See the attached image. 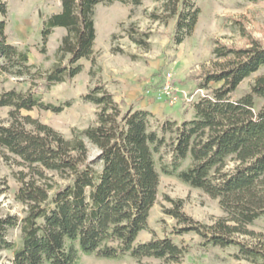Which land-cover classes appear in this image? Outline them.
Segmentation results:
<instances>
[{
	"label": "trees",
	"instance_id": "trees-1",
	"mask_svg": "<svg viewBox=\"0 0 264 264\" xmlns=\"http://www.w3.org/2000/svg\"><path fill=\"white\" fill-rule=\"evenodd\" d=\"M153 1L162 5L160 14L149 15L153 22L176 21L175 46L192 36L200 15L197 0ZM59 2L60 12L39 15L42 55H47L55 30H66L57 63L43 71L30 63L27 48L9 42L8 5L0 0V87L8 78L30 85L27 91L0 94V108H11L8 123L0 125V161L12 157L23 167L15 175L20 184L15 198L26 208L22 219L0 211V252L13 255L4 264H80L81 255H129L139 264L146 258L182 264L187 250L170 238L136 243L149 231L160 174L202 190L218 200L225 214L213 225H204L184 212L183 200L168 199L172 207L165 214L177 221V235L195 234L204 247H234L238 259L264 263L262 245H244L238 239L253 236L248 227L264 219V104L255 108L257 99L264 101V74L247 94L233 99L241 83L264 68V44L250 39L247 48L216 47L212 69L196 78V91L206 94L192 105V117L182 122H160L149 111L118 103L100 82L82 97L98 107L95 123L74 130L67 139L22 112L60 114L70 108L71 101L54 105L42 96L77 77L83 71L82 60L91 62L90 76L97 75L96 8L116 3L139 7L144 0ZM128 36L138 47L149 46L151 35L140 33L135 25ZM113 51L125 54L122 49ZM86 141L99 152L93 160ZM16 228L21 230L19 246L7 239Z\"/></svg>",
	"mask_w": 264,
	"mask_h": 264
},
{
	"label": "rangeland",
	"instance_id": "rangeland-1",
	"mask_svg": "<svg viewBox=\"0 0 264 264\" xmlns=\"http://www.w3.org/2000/svg\"><path fill=\"white\" fill-rule=\"evenodd\" d=\"M8 5L7 36L11 44L21 49L29 50L31 64L40 66L43 71L51 70L57 63V50L62 39L60 30L55 31L47 45V55L40 53V31L42 28L39 19L40 13L51 15L61 7L59 0H3ZM200 15L197 26L191 37L181 45L175 46L173 37L176 21L167 24L153 22L149 15L161 13L162 5L153 0H144L139 7L123 4L111 6L100 5L96 8L95 22L97 31V44L95 51L97 75L91 77L87 66L88 60H82L83 71L70 82L58 84L50 93L42 96L46 103L58 105L71 101L72 106L60 114L33 110L22 112L23 116H31L41 123L52 127L70 139L74 130H84L94 124L97 119L98 107L85 103L82 97L100 83L102 64L111 59H117L119 64L125 62L138 72L144 90L152 87L162 80L164 73H173L176 85L197 101L203 93L196 92V78L205 71L212 69L217 61L214 57L216 47L234 49L247 48L249 40L255 39L264 44V0L252 2L250 0H197ZM131 25L140 33H149L147 48L138 47L128 36ZM122 49L125 54H117L113 50ZM91 70V68H90ZM264 74V68L246 79L233 95L237 100L247 94L254 80ZM30 85L13 78L6 79L0 87L3 91L15 89L27 91ZM264 104L257 99L255 108L258 110ZM123 106V110H126ZM172 109L180 112L173 116L177 122L179 118H187L192 105L178 104ZM11 108H0V125L7 124ZM173 120V119H172ZM160 121V120H159ZM161 122V121H160ZM89 149V159L93 160L98 155V150L86 141ZM158 158V157H157ZM15 158L10 161H0V211L4 216H17L22 219L25 215V206L19 203L15 195L20 187L16 180V173L23 170ZM188 162L185 164L187 165ZM232 165V164H231ZM159 168V166H158ZM168 199L184 201V212L195 221L204 225H213L220 218L225 217L219 206L218 200L206 195L202 190L185 185L175 177L160 174V186L157 202L151 210L149 218V231L142 232L136 243H145L153 239L170 238L173 242L186 249L182 264H264L254 263L245 259H238L237 248L225 249L217 247H204L202 239L195 234L177 235L179 225L175 219L165 214L166 209L172 207ZM253 236H238L244 245H262L264 250V219L258 220L248 227ZM7 239L19 246L21 243V230L11 229ZM12 253L0 252V264L9 263ZM154 259H143L141 264H158ZM80 264H139L131 256L122 259L99 258L95 255H81Z\"/></svg>",
	"mask_w": 264,
	"mask_h": 264
},
{
	"label": "crops",
	"instance_id": "crops-1",
	"mask_svg": "<svg viewBox=\"0 0 264 264\" xmlns=\"http://www.w3.org/2000/svg\"><path fill=\"white\" fill-rule=\"evenodd\" d=\"M60 10L61 7L58 6V10L51 15L60 12ZM59 30L63 32L60 37V39H62L66 35V30L58 28L55 31ZM97 38L96 31L94 51H96ZM87 68L89 72L91 65L87 66ZM100 76L101 83H103L107 90L114 96L116 102H123L127 106H132L135 110L149 111L161 122L165 119L178 120L173 114L174 112H176V114L180 112L179 109H172L163 103L157 102L154 97L145 96L143 91L145 82L141 81L143 78L139 77L135 68L127 65L125 62L120 65L117 59L105 61V63L102 64V73ZM192 115L193 111L190 110L189 114L185 116L187 117L185 119H190ZM179 119H181V122L184 120L183 118Z\"/></svg>",
	"mask_w": 264,
	"mask_h": 264
},
{
	"label": "built area",
	"instance_id": "built-area-1",
	"mask_svg": "<svg viewBox=\"0 0 264 264\" xmlns=\"http://www.w3.org/2000/svg\"><path fill=\"white\" fill-rule=\"evenodd\" d=\"M196 92L203 93L204 91L198 90ZM144 94L147 97H154L157 102L169 107H175L181 103L193 105L196 102L194 101V95L188 94L176 85L174 75L170 71L164 73L162 80L146 89ZM204 95L202 94L201 97Z\"/></svg>",
	"mask_w": 264,
	"mask_h": 264
}]
</instances>
